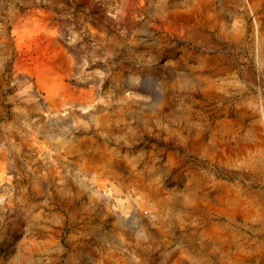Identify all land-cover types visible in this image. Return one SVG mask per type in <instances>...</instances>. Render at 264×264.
<instances>
[{"label":"rangeland","instance_id":"374dc122","mask_svg":"<svg viewBox=\"0 0 264 264\" xmlns=\"http://www.w3.org/2000/svg\"><path fill=\"white\" fill-rule=\"evenodd\" d=\"M263 231L264 0H0V264H264Z\"/></svg>","mask_w":264,"mask_h":264},{"label":"bare ground","instance_id":"6f19581e","mask_svg":"<svg viewBox=\"0 0 264 264\" xmlns=\"http://www.w3.org/2000/svg\"><path fill=\"white\" fill-rule=\"evenodd\" d=\"M242 192L245 193V197L253 194L252 191H247V190H243ZM234 205L239 207L242 216H248V215L254 213L251 205L248 204V202L245 200V198L238 197V198L234 199ZM194 249H195V247H194ZM201 250H203V248H199V251H201ZM218 259L222 262V256L218 257ZM256 261H258V260H256Z\"/></svg>","mask_w":264,"mask_h":264}]
</instances>
